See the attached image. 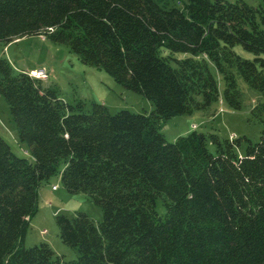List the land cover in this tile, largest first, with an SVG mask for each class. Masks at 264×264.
<instances>
[{"label":"trees","instance_id":"16d2710c","mask_svg":"<svg viewBox=\"0 0 264 264\" xmlns=\"http://www.w3.org/2000/svg\"><path fill=\"white\" fill-rule=\"evenodd\" d=\"M261 1L0 0V41L64 43L153 103L150 113L86 110L0 56V94L33 158L0 135V264H264ZM211 62L230 108H241L238 78L263 97L251 109L261 138L243 153L235 138L194 129L170 142L161 132L167 119L219 100ZM56 174L102 210L98 222L56 215L61 242L78 251L71 260L45 242L24 246L38 189Z\"/></svg>","mask_w":264,"mask_h":264},{"label":"rangeland","instance_id":"374dc122","mask_svg":"<svg viewBox=\"0 0 264 264\" xmlns=\"http://www.w3.org/2000/svg\"><path fill=\"white\" fill-rule=\"evenodd\" d=\"M235 2L236 0H225ZM251 5L258 6L261 0H243ZM234 51L241 57L254 59V55L245 50L242 45H235ZM187 54L179 53L184 57ZM0 56L7 57L17 70L29 72L32 69L44 68L48 72L44 85L56 89L60 97L68 103L75 104L81 101L85 109L90 110L93 104L105 105L111 114L120 110L133 113H150L153 103L130 89L125 88L114 80L103 69L94 65L83 63L77 53L71 51L64 43H56L44 36H24L5 43L0 41ZM219 86V100L206 110L193 111L189 115H179L167 119L161 132L170 142L192 130L203 133H214L220 139H238V151L245 152L248 141L252 143L260 140V121L252 116V107L263 100L259 91L251 88L241 78L238 85L242 93L240 109L230 108L223 99L225 89L221 74L214 65L209 63ZM4 96L0 94V135L11 147L12 152L33 161L29 146L18 139L15 121L10 114V107L6 104ZM193 125L196 127L193 128ZM209 148L214 150V146ZM63 165L60 166L62 169ZM56 189L52 190V186ZM37 213L29 222L24 246L32 247L42 242L48 243L59 256L65 260L75 259L78 251L61 242L58 237V224L56 215L63 214L69 218L76 213H86L92 221L102 220V210L90 201L83 193L71 194L66 191L60 181V175H51L38 189ZM158 211L163 213L164 207L157 204ZM46 232L42 234L41 232Z\"/></svg>","mask_w":264,"mask_h":264},{"label":"built area","instance_id":"2783aa9c","mask_svg":"<svg viewBox=\"0 0 264 264\" xmlns=\"http://www.w3.org/2000/svg\"><path fill=\"white\" fill-rule=\"evenodd\" d=\"M30 73V75L32 76V77H34L35 76V78H39V79H41V80H45V79H47V77H48V72H46L45 70H44V68H41V69H34V70H32V71H30L29 72ZM194 127H196L195 125H193V128ZM56 189V186H52V190H55ZM46 231L45 230H43L41 233L42 234H44Z\"/></svg>","mask_w":264,"mask_h":264},{"label":"crops","instance_id":"0c3cea01","mask_svg":"<svg viewBox=\"0 0 264 264\" xmlns=\"http://www.w3.org/2000/svg\"><path fill=\"white\" fill-rule=\"evenodd\" d=\"M35 69V68H34ZM34 69H32V70H34ZM37 69H40V68H37ZM32 70H30V71H32ZM36 70V69H35Z\"/></svg>","mask_w":264,"mask_h":264}]
</instances>
